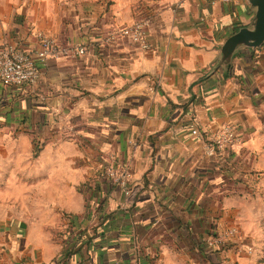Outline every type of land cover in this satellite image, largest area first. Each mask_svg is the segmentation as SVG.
<instances>
[{"label": "crops", "instance_id": "0c3cea01", "mask_svg": "<svg viewBox=\"0 0 264 264\" xmlns=\"http://www.w3.org/2000/svg\"><path fill=\"white\" fill-rule=\"evenodd\" d=\"M109 1L32 0L18 16L0 0V43L35 57L44 31L95 46L91 55L48 59L37 85L0 78V161L21 131L20 139L33 134V158L47 172L35 199L28 195L36 189H17V206L0 189V264L202 259L206 237L244 198L249 153L210 156L193 130L232 122L260 157V53L243 50L227 76L223 68L205 76L218 47L254 19L248 0H145L139 11L140 0ZM142 18L151 23V50L128 40L103 44L111 27ZM110 163L130 166L133 195L107 174Z\"/></svg>", "mask_w": 264, "mask_h": 264}, {"label": "rangeland", "instance_id": "374dc122", "mask_svg": "<svg viewBox=\"0 0 264 264\" xmlns=\"http://www.w3.org/2000/svg\"><path fill=\"white\" fill-rule=\"evenodd\" d=\"M30 1L32 0H6L17 10L18 16L27 12L24 11V8L28 7ZM39 1L45 2L47 0ZM147 3L148 1L145 0L138 1L136 11L144 8ZM40 4L39 10H41ZM32 12L34 11L29 13ZM20 135H22L21 131L13 132L10 138L16 137L18 143H15L14 139L9 140L7 146L8 160L2 159L0 161V189H8L9 203L14 206L18 205V200H16L17 189H36L35 192L28 195L30 199H35L36 193L39 192L37 187L40 186L39 180L47 173L41 169L46 164H39L33 158L31 147V141L35 139L33 134L27 133L30 137L22 139H20ZM238 151L239 154L243 153L245 156L247 152L249 153L248 157L243 159H245V163L250 169L248 172L252 177H246L245 186L247 189L242 190L243 192L238 191L244 198L236 200L234 211L231 213L228 210L214 226L227 228L235 225L239 230L238 242L228 243V247L225 249H223V245L217 247L221 251L215 255L213 263L203 256L202 259L186 257L181 261V264H264V146L260 147V157L250 147ZM35 171L37 175H35ZM235 194L233 193V195ZM31 209L34 210V208ZM210 233H213V230Z\"/></svg>", "mask_w": 264, "mask_h": 264}, {"label": "built area", "instance_id": "2783aa9c", "mask_svg": "<svg viewBox=\"0 0 264 264\" xmlns=\"http://www.w3.org/2000/svg\"><path fill=\"white\" fill-rule=\"evenodd\" d=\"M222 1L230 2L231 0ZM179 6L183 7L184 5L180 3ZM150 29L151 23L146 18L125 26H113L106 33L103 44L128 40L143 50L149 51L153 47ZM37 37L40 48L35 57L14 44L0 43V78L5 83L18 86L37 85L41 78L40 65L45 64L48 59L91 55L95 50V46L91 42L81 45L67 44L44 31L37 32ZM193 133L205 141L207 154L210 156L215 155L217 151L230 153L234 149L238 151L245 148L242 145V136L239 135L232 122H224L216 128L211 127L205 130L195 128ZM106 172L114 183L124 189L126 194L133 195V190L130 187L131 168L128 164L110 163ZM238 240L239 230L235 225L227 228L218 226L213 229V233L206 237L205 244L210 249H216L221 245L236 243Z\"/></svg>", "mask_w": 264, "mask_h": 264}, {"label": "water", "instance_id": "95a60500", "mask_svg": "<svg viewBox=\"0 0 264 264\" xmlns=\"http://www.w3.org/2000/svg\"><path fill=\"white\" fill-rule=\"evenodd\" d=\"M248 2L249 11L255 13L254 19L249 25L241 27L230 35L218 47L219 53L215 59V64L205 76H210L221 68H223L224 75L227 76L237 54L246 49L256 52L264 46V0H248ZM14 263L28 264L16 260Z\"/></svg>", "mask_w": 264, "mask_h": 264}, {"label": "trees", "instance_id": "16d2710c", "mask_svg": "<svg viewBox=\"0 0 264 264\" xmlns=\"http://www.w3.org/2000/svg\"><path fill=\"white\" fill-rule=\"evenodd\" d=\"M107 4L110 6L112 4V1L107 0ZM258 53H260V72H262V71H264V46L259 51L252 52L251 54L254 56V55L258 54ZM255 72H257V71H255ZM36 150L37 149H35V151ZM36 154H37V151H36ZM229 162H231V161H229ZM229 170L232 171V169H230L229 167H227V172ZM244 174L247 175L246 177H248V176L252 177V175H250V172H248V171H246ZM244 174H242V176H244ZM62 244L65 245V241H63ZM227 245L228 244L223 245V247H224L223 249L227 248L228 247ZM203 247L205 248V251L207 253L206 256H205L206 259L208 261H211L213 263L215 261L214 260L215 255H218L217 253L220 252L221 249L220 248L210 249L206 244H204ZM79 250H80V247H74L72 249V251L70 252L69 257H71V255L75 254ZM65 260H66V258L63 260V263L62 264H66L65 263Z\"/></svg>", "mask_w": 264, "mask_h": 264}]
</instances>
